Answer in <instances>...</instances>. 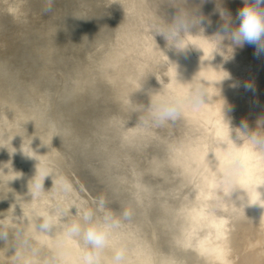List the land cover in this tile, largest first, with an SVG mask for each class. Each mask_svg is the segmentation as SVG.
<instances>
[{
    "label": "rangeland",
    "instance_id": "rangeland-1",
    "mask_svg": "<svg viewBox=\"0 0 264 264\" xmlns=\"http://www.w3.org/2000/svg\"><path fill=\"white\" fill-rule=\"evenodd\" d=\"M243 6L244 0H187V3L185 0H56L53 11L44 12L43 0H0V116L16 114L13 118L18 119L22 115L28 118L32 132L38 137L36 139L45 152L46 166L53 178L51 186L39 198L30 194L31 183L28 181L19 184L17 189L8 184H0V228L9 231V236L0 238L1 264H23V259L18 260L17 254L31 257L32 264H46L52 253L58 249L59 240L58 243L56 241L60 233L57 231L54 235V231L50 232L51 237L38 233L35 226L31 227L41 222L37 219V214L63 209L69 219H74L76 211L79 212L82 207L95 208L101 197L106 200L107 207L117 215L124 208L134 210L132 219L126 221L116 235V241L128 249V264H264V208L255 205L251 209L252 214L250 206L245 211L237 212L240 211V202L232 205L235 201L234 193L227 198L218 190L216 184V162L225 151L220 142L232 129L235 131L231 132V136L235 139L243 121L249 124L250 130L264 131V56H260V60L255 55L252 56L255 52L254 46L246 44L242 48L232 49L228 39L222 40L220 45L219 38H212L223 23L221 10L231 14L235 26L239 24L237 9ZM185 7L196 11L198 16L204 17V21L199 28L193 29L194 34L186 36L184 43L189 45V49L178 52L169 47L163 36L153 35L150 25L156 17L170 21L177 13V8ZM213 45L215 50L210 48ZM204 47L211 53L209 56L214 57L209 58ZM249 54L251 58H248ZM201 56L208 58L207 61L210 60L211 63H206V59ZM171 57L179 66H193L194 72L185 73V79L189 83L194 77L208 82L210 98L203 109L207 112L209 107V110L203 113L201 108V112L199 110L194 114L190 110L192 115L186 110L184 118L159 128L143 125L141 105L148 106V92L162 91L164 87L166 89L163 91H168L173 84V81H169L172 77L169 72ZM195 59L202 61L201 64ZM223 59L225 65L223 61L220 62ZM197 63L204 65L198 67ZM215 64L218 67L214 68ZM197 67L199 71L203 68L199 74ZM204 67L212 74L204 71ZM217 68L221 70L218 71L219 74ZM203 75H206L205 78ZM227 75L229 78L226 79ZM207 76L213 77L209 79ZM220 77H224L223 80L226 81H223L222 84H226L223 87ZM212 79L219 81L209 83L213 82ZM246 83H251L254 90H246ZM220 86L222 88L219 89ZM215 87L217 91L213 89ZM22 103L24 104L21 105ZM21 110L24 111L20 112ZM134 135L146 139L137 143L132 140L131 136ZM165 138L167 142L163 140ZM180 146H189L192 152V158L183 165L170 162L175 147H178V152L183 151L184 147L180 149ZM12 157L9 148L1 149V162ZM250 160L249 170L255 168L249 171L251 178L256 180L257 177L264 181V160L256 157ZM251 166L254 167L250 168ZM260 168L263 172L259 171ZM61 177L71 185L70 193H62L57 187ZM248 189L252 191V185ZM258 190L264 192V186ZM251 191L249 192L252 193ZM223 199L226 201L224 209L220 207L224 203ZM228 200L230 201L227 202ZM232 206L237 207L236 210ZM242 212L243 216H240ZM194 225L196 229L202 227L203 232L199 234L202 237L195 234V237H191L192 244H189L186 237L187 234L192 236L190 227ZM36 233L38 234L35 235ZM53 235L56 237L53 238ZM21 237H30L26 247L21 244ZM40 237L46 241L42 242ZM48 237L52 239L48 241ZM36 239L42 240V245ZM48 242L49 246L45 247ZM64 246L66 252L71 248L68 254H72L70 257L75 260L81 243L67 240ZM73 249L77 250V256ZM108 250L104 254L105 264H110L108 261L112 255L111 249ZM140 253H144V256ZM140 258L143 259L140 261Z\"/></svg>",
    "mask_w": 264,
    "mask_h": 264
},
{
    "label": "clouds",
    "instance_id": "clouds-1",
    "mask_svg": "<svg viewBox=\"0 0 264 264\" xmlns=\"http://www.w3.org/2000/svg\"><path fill=\"white\" fill-rule=\"evenodd\" d=\"M43 2V11L52 12L56 0ZM177 9L170 21L156 17L150 27L153 35L163 36L169 47L182 52L189 46L184 43L186 36L193 34V29L199 28L204 17L186 7ZM220 15L223 23L212 38H219L220 45L222 40L228 39L232 49L242 48L245 44L254 46V55L257 58L264 56V0H244V6L237 12L238 25H233L230 13L221 10ZM225 78H229L228 75ZM176 79L179 80L178 73ZM244 87L246 90H254L251 83L244 84ZM148 96V106L141 105V121L143 125L156 128L175 123L183 117L187 109L199 111L209 99L206 82L198 78H193L186 89L150 90ZM232 131L222 141L225 151L216 162L217 188L227 198L235 192H241L238 200L239 206L243 208L251 205L264 208V192L258 190L264 186V181L260 178L253 180L249 174L250 158L264 160V131L250 130L246 122H242L235 139L231 136ZM25 154L31 157L26 152ZM49 175L52 174L47 167H37L36 174L29 184L32 197L39 198L45 192L44 181ZM249 185H252V193L249 192ZM57 187L65 194L72 190L71 185L62 177ZM133 215L134 210L130 208L122 209L117 215L107 207L103 197L99 198L95 208L82 207L79 212L76 211L74 219H69L63 209L38 213L37 219L41 221L39 225L35 224L38 233H60L58 250L46 264H105L104 254L108 249L112 252L110 264H128V249L116 241V235ZM8 233L6 229L0 228V238H6ZM29 239L30 237H23L21 244L26 247ZM67 240H77L81 243L80 253L74 261L64 250V241ZM32 254H35L34 249ZM17 259H23V264H32L31 257L17 254Z\"/></svg>",
    "mask_w": 264,
    "mask_h": 264
},
{
    "label": "bare ground",
    "instance_id": "bare-ground-1",
    "mask_svg": "<svg viewBox=\"0 0 264 264\" xmlns=\"http://www.w3.org/2000/svg\"><path fill=\"white\" fill-rule=\"evenodd\" d=\"M151 1V0H150ZM177 1V0H176ZM211 1V0H210ZM148 2V1H147ZM146 2V3H147ZM156 2V1H155ZM180 2H181V0H180ZM212 3V2H211ZM218 3V2H217ZM183 4H181V6H182ZM222 5V4H221ZM214 6V5H213ZM225 6V5H224ZM219 7V6H218ZM159 8H160V6H159ZM196 8V7H195ZM223 8V7H222ZM128 9V8H127ZM170 9V8H169ZM229 9V8H228ZM234 9H235V7H234ZM214 10V9H213ZM237 10H239V8L237 9ZM194 12V11H193ZM231 12V11H230ZM237 14V13H236ZM233 15V14H232ZM153 16V15H152ZM232 18V17H231ZM151 19V18H150ZM234 24V23H233ZM50 28V27H49ZM135 30V29H134ZM138 30V29H137ZM33 32V31H32ZM40 33V32H39ZM46 34V33H45ZM127 34V33H126ZM194 34V33H193ZM204 34V33H203ZM44 36V35H43ZM125 36V35H124ZM132 36H134V35H132ZM131 36V37H132ZM195 36V35H194ZM143 37V36H142ZM191 37V36H190ZM56 39V38H55ZM143 39V38H142ZM141 39V40H142ZM188 39H190V38H188ZM140 40V39H139ZM194 40V39H193ZM192 40V41H193ZM196 40H197V38H196ZM195 40V41H196ZM201 40H203V38L201 39ZM206 40V39H205ZM122 41V40H121ZM191 41V40H190ZM194 41V42H195ZM185 42V41H184ZM201 41H199V43H200ZM131 43V42H130ZM187 43V42H186ZM206 43H207V41H206ZM209 43V42H208ZM64 44V43H63ZM127 44V43H126ZM193 44V43H192ZM203 44V43H202ZM51 45V44H50ZM129 45V44H128ZM137 45V44H136ZM155 45V44H154ZM201 45V44H200ZM204 45V44H203ZM207 45V44H206ZM205 45V46H206ZM209 45H212V43L211 44H209ZM246 45V44H245ZM114 46V45H113ZM135 46V45H134ZM148 46V45H147ZM159 46V45H158ZM191 46V45H190ZM202 46V45H201ZM215 45H213V46H210V48L212 47H214ZM227 46V45H226ZM142 47V46H141ZM149 47H150V45H149ZM194 47H196L197 48V46H195L194 45ZM199 47V46H198ZM138 48H140V46L138 47ZM188 48V47H187ZM200 48V47H199ZM214 48H216V47H214ZM213 48V49H214ZM146 49V48H145ZM151 49V48H150ZM189 49V48H188ZM198 49V48H197ZM204 50L206 49L205 47L203 48ZM133 50V49H132ZM135 50V49H134ZM147 50V49H146ZM154 50V49H153ZM160 50V49H159ZM199 50V49H198ZM202 50V49H201ZM208 50V49H207ZM207 50H205L206 52H208L209 53V51H207ZM212 50V49H211ZM215 50V49H214ZM40 51V50H39ZM143 51V50H142ZM187 51H189V50H187ZM192 51V50H191ZM124 52V51H123ZM139 52V51H138ZM138 52H136V53H138ZM147 52V51H146ZM172 52V51H171ZM176 52V51H175ZM195 52V51H194ZM198 52V51H197ZM216 52H217V50H216ZM219 52V51H218ZM251 52V51H250ZM71 53V52H70ZM153 53H154V51H153ZM166 53V52H165ZM177 53V52H176ZM192 53V52H191ZM190 53V54H191ZM199 53V52H198ZM207 53V55L209 56L211 53H209L208 54ZM212 53H214L213 51H212ZM246 53V52H245ZM252 53H253V51H252ZM119 54V53H118ZM173 54V53H172ZM181 54V53H180ZM203 54H206V53H203ZM221 54V53H220ZM219 54V55H220ZM234 54V53H233ZM123 55V54H122ZM126 55V54H125ZM141 54H139V56H140ZM187 55V54H186ZM202 55V54H201ZM215 55H218V54H216L215 53ZM222 55H223V53H222ZM237 55V54H236ZM254 55V53L252 54V56ZM92 56V55H91ZM142 56H144V55H142ZM164 56V55H163ZM162 56V57H163ZM170 56V55H169ZM183 56V55H182ZM193 56H196V55H193ZM206 56V55H205ZM205 56H203L204 58H205ZM212 56V55H211ZM211 56H209V58L211 57ZM238 56V55H237ZM49 57V56H48ZM95 57V56H94ZM134 57V56H133ZM147 57V56H146ZM177 57H179V56H177ZM202 57V56H201ZM202 57V58H203ZM212 57H214V56H212ZM55 58V57H54ZM126 58V57H125ZM183 58V57H182ZM191 58H193V57H191ZM218 58V57H217ZM220 58V57H219ZM248 58H251V55L249 54V56H248ZM253 59H254V57H252ZM48 59V58H47ZM120 59V58H119ZM162 59V58H161ZM187 59V58H186ZM206 59V61L208 60V58H205ZM205 59H201V60H205ZM214 59V58H213ZM213 59H212V61H213ZM221 59V58H220ZM256 59V58H255ZM261 58H259V60H260ZM88 60V59H87ZM97 60V59H96ZM111 60V59H110ZM116 60V59H115ZM135 60V59H134ZM144 60V59H143ZM190 60V59H189ZM196 60V59H195ZM198 60H200V59H198ZM215 60H216V58H215ZM257 60H258V58H257ZM256 60V61H257ZM139 61V60H138ZM147 61V60H146ZM193 61H194V59H193ZM223 61V62H222ZM33 62V61H32ZM43 62V61H42ZM94 62V61H93ZM92 62V63H93ZM117 62V61H116ZM125 62V61H124ZM127 62V61H126ZM143 62V61H142ZM145 62V61H144ZM181 62V61H180ZM179 62V63H180ZM196 62H199L200 64H201V62L200 61H197L196 60ZM210 62V60L209 61H207L206 63H209ZM220 62H222L223 64H224V59L223 60H220ZM219 61H218V63H220ZM260 62V61H259ZM258 62V63H259ZM70 63V62H69ZM132 63V62H131ZM146 63V62H145ZM151 63V62H150ZM149 63V65H151ZM188 63H189V61H188ZM211 63V62H210ZM258 63H257V65H258ZM112 64V63H111ZM122 64H124V63H122ZM170 64H171V66H170V73H171V75H172V77L174 78H170L171 80H169V81H173V84H172V86H170V84H169V86L171 87L170 89L171 90H182V89H186L188 86H189V81L188 80H186L185 78H187V77H185V73H189V72H194V68H193V66L192 65H190V66H192V67H190V68H186L184 65H182L181 66V64H180V66H179V64L175 61V59L173 58V57H171L170 58ZM192 64H194V63H192ZM198 64V63H197ZM197 64H195V66H197ZM200 64H198L199 66L198 67H201L202 65H204L203 63H202V65L200 66ZM221 64V63H220ZM220 64H218L219 66H221ZM252 64V63H251ZM260 64H261V66H262V62H260ZM59 65V64H58ZM61 65V64H60ZM82 65V64H81ZM103 65V64H102ZM125 65V64H124ZM123 65V66H124ZM135 65V64H134ZM206 65V64H205ZM225 65V64H224ZM254 65V64H253ZM57 66V65H56ZM112 66V65H111ZM116 66V65H115ZM119 66H121V64L119 65ZM118 66V67H119ZM151 66H153V65H151ZM155 66V65H154ZM194 66V67H195ZM211 66V65H210ZM214 66V65H213ZM264 66V65H263ZM80 67V66H79ZM93 67V66H92ZM98 67V66H97ZM169 67V66H168ZM197 67V73L198 72H201V70L203 69V68H200L201 70L199 71V68ZM203 67V66H202ZM206 67H208V64H207V66ZM215 67H218V66H216V64H215V66H214V68ZM222 67V66H221ZM152 68H154V67H152ZM214 68H212V69H214ZM225 68V67H224ZM255 68H257V66L255 67ZM259 68H260V66H259ZM109 69H111V68H109ZM169 69V68H168ZM219 68H217V73L219 74V72L221 71L220 69L218 70ZM222 69H223V67H222ZM262 69V68H261ZM83 70V69H82ZM139 70V69H138ZM141 70V69H140ZM260 70V69H259ZM116 71V70H115ZM131 71V70H130ZM147 71V70H146ZM204 71H207L206 69H205V67H204ZM213 71V70H212ZM216 71V70H215ZM219 71V72H218ZM222 71H224V70H222ZM226 71V70H225ZM261 71V70H260ZM120 72H121V70H120ZM123 72V71H122ZM129 72V71H128ZM142 72V71H141ZM196 72V71H195ZM207 72H209V71H207ZM211 72V71H210ZM208 73V74H212V72L211 73ZM138 73V72H137ZM148 73V72H147ZM159 73V72H158ZM177 73H178V79L179 80H177L176 79V77H177ZM203 73H205V72H203ZM224 73H226V72H224ZM229 73V72H228ZM184 74V75H183ZM199 74V73H198ZM198 74H196L197 76H198ZM205 74H207V73H205ZM221 74V73H220ZM76 75V74H75ZM140 75V74H139ZM146 75V74H145ZM170 75V74H169ZM192 75V74H191ZM194 75H195V73H194ZM213 75H214V73H213ZM221 75H223V74H221ZM220 75V76H221ZM262 75V74H261ZM122 76V75H121ZM187 76V75H186ZM200 76H202V74L200 73ZM204 76V75H203ZM206 76V75H205ZM205 76H204V78H205ZM260 76V75H259ZM263 76V75H262ZM81 77V76H80ZM113 77H115L114 75H113ZM146 77H147V75H146ZM162 77H163V75H162ZM208 78L210 77V76H207ZM213 76H211L210 78H212ZM216 77H217V74H216ZM218 77H219V75H218ZM261 77V76H260ZM9 78V77H8ZM121 78V77H120ZM143 78V77H142ZM195 78V77H194ZM208 78H206L207 80H208ZM209 78V79H210ZM215 78V77H214ZM224 78V77H223ZM259 78V77H258ZM95 79V78H94ZM193 79V78H192ZM205 79V80H206ZM221 79H222V77H220V81H221ZM227 79V78H226ZM6 80V79H5ZM141 80V79H140ZM206 80V81H207ZM216 80V79H215ZM229 80V79H228ZM227 80V81H228ZM235 80V79H234ZM7 81H8V79H7ZM6 81V82H7ZM168 81V82H169ZM211 81H213V82H209V83H215V82H218L219 81V79H217V81H214V79H212ZM223 79H222V81H221V84L223 83ZM4 82V81H3ZM126 82V81H125ZM156 82V81H155ZM224 82H226V81H224ZM9 83H11V81L9 82ZM154 83V82H153ZM208 83V82H207ZM206 83V84H207ZM231 83V82H230ZM5 84V83H4ZM7 84V83H6ZM12 84V83H11ZM135 84V83H134ZM141 84V83H140ZM144 84V83H143ZM219 84H220V82H219ZM219 84H217V86L219 85ZM225 84V83H224ZM224 84H222V87H223V85ZM233 84H234V82H233ZM149 85V84H148ZM160 85V84H159ZM159 85H157L158 86V88H159ZM226 85V84H225ZM115 86V85H114ZM134 86V85H133ZM169 86H168V88H169ZM211 86V85H210ZM209 86V87H210ZM214 86H216V85H214ZM216 86V87H217ZM235 86V85H234ZM8 87V86H7ZM111 87H113V86H111ZM136 87V86H135ZM207 87H208V85H207ZM213 87V86H212ZM216 87L215 88H213V89H216ZM221 86L219 87V89L220 88H222ZM142 88H143V86H142ZM218 88V87H217ZM227 88L229 89V87L227 86ZM226 88V89H227ZM231 88V87H230ZM12 89H13V86H12ZM145 89H146V87H145ZM166 89V87H164V89H162V91L163 90H165ZM169 89V90H170ZM212 89V88H211ZM7 90V89H6ZM218 89H216L215 91H217ZM223 90H224V88H223ZM243 90V89H242ZM10 91V90H9ZM14 91H15V88H14ZM96 91V90H95ZM117 91V90H116ZM159 91V90H158ZM167 91V90H166ZM213 91V90H212ZM222 91V90H221ZM229 91V90H228ZM13 92V91H12ZM17 92V91H16ZM208 92H210L209 91V88H208ZM218 92H220V91H218ZM217 92V93H218ZM241 92V91H240ZM24 93V92H23ZM141 93V92H140ZM212 93V92H211ZM222 93V92H221ZM9 94V93H8ZM17 94V93H16ZM21 94H22V92H21ZM26 94H28V92L26 93ZM71 94V93H70ZM77 94V93H76ZM75 94V95H76ZM125 94V93H124ZM215 94V93H214ZM219 94V93H218ZM231 94V93H230ZM229 94V95H230ZM7 95V94H6ZM17 95H20V94H17ZM139 95V94H138ZM141 95V94H140ZM224 95V94H223ZM226 95H228V94H226ZM30 96V95H29ZM86 96V95H85ZM145 96V95H144ZM210 96V95H209ZM215 96V95H214ZM217 96V95H216ZM215 96V97H216ZM235 96V95H234ZM13 97V96H12ZM19 97V96H18ZM22 97V96H21ZM20 97V98H21ZM28 97V96H27ZM64 97V96H63ZM76 97V96H75ZM24 98H26L25 97V95H24ZM23 98V99H24ZM62 98V97H61ZM145 98V97H144ZM149 98V97H148ZM210 98V97H209ZM212 98V97H211ZM225 98H226V96H225ZM9 99V98H8ZM22 99V100H23ZM32 99V98H31ZM213 99V98H212ZM27 100V99H26ZM116 100V99H115ZM122 100V99H121ZM138 100H140V99H138ZM237 100V99H236ZM9 101V100H8ZM19 101H21V99L19 100ZM19 101H15V102H18L19 103ZM24 101H25V99H24ZM24 101H22V102H24ZM59 101V100H58ZM145 101H146V99H145ZM213 101V100H212ZM10 102H11V100H10ZM33 103H34V100L32 101ZM60 102V101H59ZM215 102V101H214ZM246 102V101H245ZM3 103V102H2ZM14 103V102H13ZM17 103V104H18ZM27 103H29V102H27ZM58 103V102H57ZM102 103V102H101ZM110 103V102H109ZM109 103H107V104H109ZM216 103V102H215ZM24 103H22L21 105H23ZM30 104H31V102H30ZM29 104V105H30ZM99 104V103H98ZM127 104V103H126ZM135 104V103H134ZM139 104V103H138ZM26 105V104H25ZM28 105V104H27ZM26 105V106H27ZM137 105V104H136ZM208 105H210V103L208 104ZM225 105V104H224ZM10 106H12V105H10ZM14 106V105H13ZM16 106V105H15ZM14 106V107H15ZM18 107H19V105H17ZM35 106V105H34ZM33 106V107H34ZM91 106V105H90ZM139 106V105H138ZM215 106V105H214ZM213 106V107H214ZM21 108H22V106H20ZM33 107H32V109H33ZM84 107V106H83ZM102 107V106H101ZM121 107V106H120ZM212 107V106H211ZM2 108V107H1ZM30 108V107H29ZM136 108V107H135ZM204 107H202V109H203ZM209 108V107H208ZM207 108V112H208V109ZM230 108V107H229ZM19 109V108H18ZM110 109V108H109ZM6 110V109H5ZM14 110H16V109H14ZM29 110V109H28ZM117 110V109H116ZM191 109H187V111L188 112H190L191 113V111H190ZM206 110V109H205ZM217 110V109H216ZM239 110V109H238ZM24 110H21L20 112H23ZM33 111V110H32ZM71 111V110H70ZM186 111V112H187ZM218 111V110H217ZM6 112V111H5ZM7 112H8V110H7ZM142 112V111H141ZM185 112V113H186ZM195 112H198V111H193V114L195 113ZM200 112H201V110H200ZM203 113L204 112H206V111H204V109H203V111H202ZM206 112V113H207ZM17 113V112H16ZM30 113V112H29ZM28 113V114H29ZM189 113V114H190ZM217 113V112H216ZM220 113V112H219ZM218 113V114H219ZM241 113V112H240ZM19 114V113H18ZM89 114V113H88ZM201 114V113H200ZM217 114V115H218ZM227 114V113H226ZM16 115V114H15ZM14 115V116H15ZM20 115V114H19ZM25 115V114H24ZM27 115V114H26ZM32 115H34V114H32ZM36 115V114H35ZM191 115H192V113H191ZM197 115H198V113H197ZM221 115V114H220ZM254 115V114H253ZM14 116H12V114H9V115H1L0 116V153H1V149L3 148V147H7V148H9L10 150H11V153H12V158H8V159H4V160H2V162L0 161V184H2V183H4V184H8L9 186H11V188H18L19 187V184H21L22 182L23 183H25V182H30L31 183V180L33 179V177L35 176V174H36V170H37V167L38 168H41V169H44L45 167H47L46 166V155H45V152L41 149V147H40V144H39V141L36 139V137H35V133L34 132H32V127H31V124H30V121L28 120V118H24V117H22L21 116V118H13ZM28 116V115H27ZM70 116V115H69ZM105 116V115H104ZM111 116V115H110ZM201 116V115H200ZM205 116V115H204ZM207 116V115H206ZM257 116V115H256ZM26 117V116H25ZM34 117V116H33ZM37 117V116H36ZM189 117V116H188ZM191 117V116H190ZM195 117V116H194ZM197 118L199 117V116H196ZM217 117V116H216ZM219 117V116H218ZM232 117V116H231ZM13 118V119H12ZM38 118V117H37ZM184 118V117H183ZM203 118V117H202ZM227 118V117H226ZM89 119V118H88ZM100 119V118H99ZM191 119V118H190ZM220 119V118H219ZM235 119V118H234ZM33 120V119H32ZM127 120V119H126ZM200 120V119H199ZM202 120V119H201ZM218 120V119H217ZM35 121H36V119H35ZM111 121V120H110ZM206 121H208V120H206ZM213 121V120H212ZM219 121V120H218ZM235 121V120H234ZM38 122H39V120H38ZM112 122V121H111ZM128 122V121H127ZM244 122V121H243ZM40 123V122H39ZM107 123V122H106ZM258 123V122H257ZM130 124V123H129ZM202 124V123H201ZM242 124V123H241ZM35 125V124H34ZM200 125V124H199ZM235 125V124H234ZM234 125H233V127H234ZM249 125V124H248ZM259 125V124H258ZM138 126V125H137ZM215 126V125H214ZM34 127V126H33ZM36 127H37V125H36ZM40 127V126H39ZM38 127V128H39ZM211 127V126H210ZM217 127V126H216ZM219 127V126H218ZM232 127V126H231ZM124 128V127H123ZM149 128H151V127H149ZM207 128V127H206ZM236 128V127H235ZM38 130V129H37ZM131 130H132V128H131ZM205 130V129H204ZM210 131V130H209ZM223 131V130H222ZM225 131V130H224ZM153 132V131H152ZM170 132V131H169ZM217 132V131H216ZM226 132V131H225ZM195 133V132H194ZM239 133V132H238ZM127 134H128V132H127ZM187 134V133H186ZM196 134H198V133H196ZM212 134V133H211ZM226 134V133H225ZM151 135V134H150ZM233 135V134H232ZM128 136H129V134H128ZM202 136V135H201ZM132 137V140L133 141H135V142H143L144 140L143 139H146L145 137H143V136H136V135H134V136H131ZM148 137L149 136H147V139H148ZM152 137V136H151ZM154 137V136H153ZM152 137V138H153ZM157 137V136H156ZM155 137V138H156ZM163 137H165V136H163ZM188 137V136H187ZM205 137V136H204ZM235 137V136H234ZM38 138V137H37ZM128 138V137H127ZM202 138V137H201ZM223 138V137H222ZM151 139V138H150ZM157 139V138H156ZM131 140V139H130ZM161 140V139H160ZM163 140H165L166 142H167V140H166V138L165 139H163ZM192 140V139H191ZM223 140V139H222ZM150 141V140H149ZM152 141V140H151ZM154 141V140H153ZM152 141V142H153ZM190 142V141H189ZM134 143V142H133ZM160 143H163V142H160ZM165 143V142H164ZM163 143V144H164ZM196 143V142H195ZM222 142H220V145H222L221 144ZM158 144V143H157ZM162 144V145H163ZM166 145V144H165ZM184 145V144H183ZM185 145H187L186 143H185ZM193 145V144H192ZM219 145V144H218ZM179 147V146H178ZM178 147H175L176 149H175V151H172V154L173 155H171V159H170V162H173V163H175V164H185L186 162H188V159H190V158H192L191 157V150H190V147L188 146H185V147H187L186 149L187 150H185L184 151V149H185V147L184 146H180V149H181V147L183 148L184 147V149H183V151H180V152H178L177 151V148ZM203 147V146H202ZM201 147V148H202ZM66 148V147H65ZM165 148V147H164ZM173 148H174V146H173ZM192 148V147H191ZM67 149V148H66ZM195 149V148H194ZM216 150V149H215ZM72 151V150H71ZM85 151V150H84ZM162 151V150H161ZM195 151V150H194ZM193 151V152H194ZM25 152L27 153V154H29V155H31V157L30 156H28V155H26L25 154ZM86 152V151H85ZM165 152V151H164ZM183 152V153H182ZM107 153V152H106ZM166 154V153H165ZM167 154H169V153H167ZM76 155V154H75ZM209 155V154H208ZM6 157H7V155H6ZM5 156H4V158H6ZM85 158V157H84ZM170 158V157H169ZM161 159V158H160ZM210 159V158H209ZM162 160H163V158H162ZM201 160V159H200ZM208 160V159H207ZM255 160V159H254ZM249 161H251V160H249ZM4 162V163H3ZM85 162V161H84ZM256 162V161H255ZM254 162V163H255ZM17 163V164H16ZM103 163V162H102ZM191 164H192V161L190 162ZM94 164V163H93ZM89 165V164H88ZM95 165V164H94ZM116 165V164H115ZM217 165V164H216ZM250 165V164H249ZM252 165H254L255 167H256V165L255 164H253L252 163ZM193 166H195V164L193 165ZM254 166H251L250 168H252V167H254ZM259 166H260V163H259ZM83 167V166H82ZM180 167V166H179ZM66 168V167H65ZM80 168V167H79ZM181 168V167H180ZM212 168V167H211ZM259 168V167H258ZM264 168V167H263ZM63 169V168H62ZM87 169V168H86ZM106 169V168H105ZM116 169V168H115ZM171 169V168H170ZM213 169V168H212ZM253 169V168H252ZM252 169H250V170H252ZM255 169V168H254ZM253 169V170H254ZM262 168H260L259 169V171L261 170ZM48 170V169H47ZM67 170V169H66ZM72 170V169H71ZM77 170V169H76ZM96 170V169H95ZM183 170H185V169H183ZM198 170V169H197ZM210 170V169H209ZM249 170V171H250ZM256 170H257V168H256ZM75 171V170H74ZM93 171V170H92ZM262 171V170H261ZM263 171H264V169H263ZM262 171V172H263ZM85 172V171H84ZM214 172V171H213ZM252 172V171H251ZM257 172H258V170H257ZM256 172V173H257ZM197 173V172H196ZM260 173V172H259ZM100 174V173H99ZM190 174H192V173H190ZM194 174V173H193ZM254 174V173H253ZM94 176V175H93ZM210 176V175H209ZM259 177H260V175H259ZM264 177V176H263ZM83 178H84V176H83ZM98 178V177H97ZM117 178V177H116ZM51 179H53V178H51V175H49L48 177H46L45 178V181H44V190L45 191H47L46 189H48L50 186H51ZM71 179V178H70ZM76 179V178H75ZM91 179V178H90ZM256 179H257V177H256ZM152 180V179H151ZM261 180H263V179H261ZM149 181V180H148ZM207 181V180H206ZM53 182V181H52ZM87 182H88V180H87ZM200 182V181H199ZM216 182V181H215ZM210 183V182H209ZM85 184V183H84ZM217 184V183H216ZM206 185V184H205ZM212 185H214V184H212ZM98 186V185H97ZM157 186V185H156ZM250 186V185H249ZM94 187V186H93ZM206 187H207V185H206ZM211 187V186H210ZM204 188V187H203ZM13 189V190H14ZM148 189V188H147ZM150 191V190H149ZM249 191H251L250 189H249ZM161 192V191H160ZM252 192V191H251ZM263 192V191H262ZM195 193V192H194ZM101 194V193H100ZM134 194V193H133ZM145 194V193H144ZM241 194V192H235L234 193V195L233 196H235V201L232 203V205H235V203L236 202H240L239 200H238V196ZM139 195V194H138ZM222 195V194H221ZM104 196V195H103ZM152 196V195H151ZM202 196V195H201ZM216 196V195H215ZM199 197V196H198ZM212 197V196H211ZM110 198V197H109ZM174 198V197H173ZM237 198V199H236ZM131 199V198H130ZM158 199V198H157ZM207 199V198H206ZM225 199V198H224ZM223 199V200H224ZM234 199V197H232V200ZM219 199H217V201H218ZM24 201V200H23ZM41 201V200H40ZM108 201V200H107ZM118 201V200H117ZM207 201V200H206ZM230 200H228L227 202H229ZM25 202V201H24ZM41 203V202H40ZM207 203V202H206ZM216 203H218V202H216ZM220 203H221V201H220ZM20 204H21V202H20ZM119 204V203H118ZM203 204V203H202ZM215 204V203H214ZM219 204V203H218ZM222 204V203H221ZM223 204H224V206H223ZM222 205H220V207L222 206L223 207V209L224 208H226L225 207V205H226V201L224 200V203H223ZM239 204V203H238ZM26 205V204H25ZM228 205V204H227ZM230 205V204H229ZM129 206V205H128ZM217 206V205H216ZM236 206H237V204H236ZM132 207V206H131ZM219 207V208H220ZM238 207V206H237ZM236 207V208H237ZM248 207L249 206H247V207H245V209L243 208V206H240V207H238V208H240V211H237V212H241V210H243V211H245L246 209H248ZM252 207H255V205L254 206H250V210L251 209H253ZM259 207V206H258ZM124 208V207H123ZM230 208H231V206H230ZM232 208H234V210H236V208L235 207H233L232 206ZM181 209V208H180ZM198 209V208H197ZM229 209V208H228ZM254 209H256V211L258 210L257 208H254ZM177 210V209H176ZM210 210V209H209ZM233 210V211H234ZM239 210V209H238ZM261 210V209H260ZM263 210V209H262ZM215 211V210H214ZM218 211H220V210H218ZM230 210H228V212H229ZM231 212H232V210H231ZM181 213V212H180ZM200 213V212H199ZM223 213V212H222ZM225 214H226V212H224ZM254 213L255 212H253V215H254ZM256 213H258V212H256ZM198 214V213H197ZM207 214V213H206ZM235 214H237L236 212H235ZM239 214V213H238ZM237 214V215H238ZM243 214V212L240 214V216H243L242 215ZM246 214H248V213H246ZM251 214H252V210H251ZM261 213L259 212V215H260ZM262 214H263V212H262ZM188 215V214H187ZM228 215H229V213H228ZM233 215V214H232ZM11 216V215H10ZM145 216H147V215H145ZM175 216V215H174ZM254 216H256V215H254ZM254 216H253V218H254ZM13 217V216H12ZM203 217L204 216H202V219H203ZM211 217V216H210ZM221 217V216H220ZM227 217V216H226ZM234 217V216H233ZM250 217H252V216H250ZM259 217V216H258ZM263 217V216H262ZM198 218V217H197ZM196 218V219H197ZM212 218H213V215H212ZM260 219H261V216L259 217ZM258 218V219H259ZM24 219V218H23ZM175 219V218H174ZM177 219V218H176ZM183 219V218H182ZM242 219V218H241ZM186 220V219H185ZM210 221H211V218L209 219ZM222 220V219H221ZM226 220V219H225ZM225 220H223L224 222H225ZM250 220V219H249ZM262 220H263V218H262ZM15 221H17V220H15ZM24 221V220H23ZM22 221V222H23ZM172 221H173V219H172ZM183 221V220H182ZM187 221V220H186ZM186 221H184V222H186ZM214 221V220H213ZM239 221V220H238ZM245 221V220H244ZM25 222V221H24ZM174 222V221H173ZM202 222V221H201ZM248 222V221H247ZM4 223H6V222H4ZM19 223V222H18ZM192 223V222H191ZM203 223V222H202ZM226 223V222H225ZM231 223V222H230ZM2 224V223H1ZM7 224V223H6ZM17 224V223H16ZM15 224V225H16ZM27 224H29V222L27 223ZM190 224V223H189ZM192 224H196V223H192ZM224 224V223H223ZM8 225V224H7ZM12 225H14V224H12ZM20 225H21V221H20ZM19 225V226H20ZM23 225V224H22ZM182 225H183V223H182ZM184 225H186V224H184ZM191 225V224H190ZM204 225V224H203ZM206 225V224H205ZM227 225V224H226ZM25 226V225H24ZM28 226V225H27ZM29 226H30V224H29ZM29 226H28V229H29ZM35 225H32L31 227L33 228ZM231 226V225H230ZM3 227V226H2ZM20 227H22V226H20ZM26 227V226H25ZM193 227V228H192ZM192 227H190V229H192V236H191V234H187V237H186V241H187V243H191L192 244V239H191V237H195V234H197V235H199V234H202V232H203V230L201 229L202 227H200V229H199V227L196 229V226L194 225V226H192ZM213 227H214V225H213ZM220 227V226H219ZM243 227V226H242ZM7 228V227H6ZM35 228V227H34ZM207 228V227H206ZM210 228V227H209ZM184 229V228H183ZM245 229V228H244ZM259 229V228H258ZM7 230V229H6ZM30 230H33V229H30ZM176 230V229H175ZM200 230V231H199ZM33 231H35V230H33ZM190 231V230H189ZM205 231V230H204ZM216 231V230H215ZM220 231H221V229H220ZM258 231V230H257ZM9 232V231H8ZM26 232H27V230H26ZM36 232V231H35ZM218 232V231H217ZM29 233V232H28ZM186 233V232H185ZM214 233V232H213ZM223 233V232H222ZM9 234V233H8ZM15 234V233H14ZM22 234V233H21ZM38 233H36L35 235H37ZM41 234V233H40ZM39 234V235H40ZM51 234V233H50ZM54 234V233H53ZM194 234V235H193ZM210 234V233H209ZM208 234V235H209ZM221 234V233H220ZM237 234V233H236ZM30 235V234H29ZM39 235H38V237H39ZM42 235H45V234H42ZM41 235V236H42ZM52 235V234H51ZM51 235H49V237H51ZM54 235H56V234H54ZM54 235H53V238H55L54 237ZM216 235V234H215ZM222 235V234H221ZM248 235V234H247ZM9 236V235H8ZM11 236V235H10ZM26 236V235H25ZM30 236H32V235H30ZM46 236V235H45ZM119 236V235H118ZM200 236V238L202 237V235H199ZM205 236V235H204ZM34 237V239H35V236H33ZM43 237V236H42ZM48 237V241L50 240V239H52V238H49ZM198 236H196V238H197ZM206 237V236H205ZM13 238H14V236H13ZM22 238V237H21ZM36 238H37V236H36ZM41 238V237H40ZM45 238V237H44ZM196 238H194V239H196ZM241 238V237H240ZM16 239V238H15ZM42 240H37V241H39V243H41V245H42V242H44V241H46V240H44L43 238H41ZM45 239H47V237L45 238ZM57 239V238H56ZM124 239V238H123ZM193 239V240H194ZM199 239V238H198ZM242 239V238H241ZM248 239H249V237H248ZM19 240V239H18ZM58 240H59V238L57 239V243H58ZM118 240V239H117ZM125 240V239H124ZM42 241V242H41ZM197 241V240H196ZM199 241V240H198ZM197 241V242H198ZM217 241V240H216ZM262 241V240H261ZM21 242V241H20ZM50 242H53V241H50ZM64 242H66V241H64ZM177 242V241H176ZM200 242H201V240H200ZM130 243V242H129ZM234 243V242H233ZM30 244V243H29ZM38 244V242L35 244V245H37ZM49 242L46 244L47 246H45V247H48L49 245ZM51 244V243H50ZM53 245H54V242L52 243ZM51 244V245H52ZM56 244V243H55ZM196 244H198V243H196ZM200 244V243H199ZM237 244V243H236ZM31 245V244H30ZM50 245V247H52ZM207 245V244H206ZM216 245V244H215ZM264 245V244H263ZM31 246H33V245H31ZM58 246V245H57ZM70 246H72L71 244H70ZM69 246V247H70ZM136 246V245H135ZM188 246V245H187ZM235 246V245H234ZM251 246V245H250ZM35 247V246H34ZM65 247V246H64ZM39 248V247H38ZM66 248H67V246H66ZM76 248V247H75ZM129 248V247H128ZM163 248V247H162ZM165 248V247H164ZM47 249V248H46ZM55 249V248H54ZM52 251H53V248L51 249ZM58 249H56V251H57ZM67 249H65V251H66ZM70 250H71V248H70ZM68 251L67 253H69V252H71V251ZM74 250V249H73ZM263 250V249H262ZM45 251V250H44ZM47 251H49L48 249H47ZM77 251V250H76ZM75 250L73 251V252H76ZM109 251V250H108ZM136 251V250H135ZM264 251V250H263ZM46 252V251H45ZM55 252V251H54ZM53 252V253H54ZM140 252V251H139ZM243 252V251H242ZM44 253V252H43ZM49 253V252H48ZM52 253V252H51ZM53 253H52V255H53ZM77 253V252H76ZM80 253V252H79ZM136 253V252H135ZM165 253V252H164ZM169 253V252H168ZM212 253V252H211ZM143 255L144 253H140V255ZM151 254V253H150ZM167 254V253H166ZM186 254V253H185ZM206 254V253H205ZM237 254V253H236ZM46 255V254H45ZM70 255H72V254H70ZM69 255V256H70ZM78 255V253L75 255V256H77ZM137 255H138V253H137ZM137 255H135V256H137ZM139 255V256H140ZM141 255V256H142ZM181 255V254H180ZM255 255V254H254ZM144 256V255H143ZM182 256V255H181ZM194 256V255H193ZM256 256H258V255H256ZM78 257V256H77ZM111 257V256H110ZM138 257V256H137ZM43 258V257H42ZM71 258L74 260V258L71 256ZM76 258V257H75ZM245 258V257H244ZM44 259V258H43ZM47 259V258H46ZM143 259V258H142ZM141 258H140V261L142 260ZM178 259V258H177ZM189 260H191V259H189ZM194 261V260H193ZM263 263H264V259H263V261H262ZM108 263H110V261H108ZM130 263V262H129ZM141 263H144L143 261L141 262ZM182 263V262H181ZM1 264V263H0ZM225 264V263H224ZM247 264V263H246Z\"/></svg>",
    "mask_w": 264,
    "mask_h": 264
}]
</instances>
